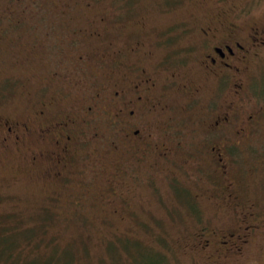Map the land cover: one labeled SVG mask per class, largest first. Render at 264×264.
Masks as SVG:
<instances>
[{"label":"flooded vegetation","instance_id":"af4514ba","mask_svg":"<svg viewBox=\"0 0 264 264\" xmlns=\"http://www.w3.org/2000/svg\"><path fill=\"white\" fill-rule=\"evenodd\" d=\"M237 15L231 6L209 14L191 27L185 50L159 58L118 33L117 42L89 45L102 40L104 17L67 23L71 35L51 46L82 48L48 75L65 87L39 99L27 119L1 107L0 150L22 154L32 143L27 155L44 165V178L71 180L75 169L99 180L93 201L101 208L93 211L113 216L136 215L158 182L178 183L186 211L199 218L192 249L206 264H235L264 237V202H243L236 188L241 153L264 163V99L255 93L264 88V17ZM73 92L77 98L64 103ZM174 96L183 97L180 113Z\"/></svg>","mask_w":264,"mask_h":264},{"label":"rangeland","instance_id":"374dc122","mask_svg":"<svg viewBox=\"0 0 264 264\" xmlns=\"http://www.w3.org/2000/svg\"><path fill=\"white\" fill-rule=\"evenodd\" d=\"M229 6L237 19L264 17V0H0V108L27 119L39 99L65 87L61 81L49 84L48 75L82 48L83 42L65 44L60 52L51 46L56 37L71 35L67 23L82 26L104 17L98 26L102 40L89 45L117 42L118 33L125 45L139 41L159 58L185 50L194 35L191 27ZM18 19L19 24L9 25ZM37 41L45 45L31 46ZM182 69L193 71L192 66ZM255 93L264 99L263 87ZM76 98L73 92L64 103ZM174 102L180 113L183 97L174 96ZM255 141L259 148L261 137ZM33 147L26 144L22 154L0 150V264H206L191 247L199 218L186 211L180 184L173 189L158 182L159 189L143 196L136 215L93 211L101 208L93 201L99 180L75 169L71 180L44 178V165L33 164L27 155ZM241 155L236 188L243 202L263 203L264 163ZM238 258L235 264H264V237L254 238Z\"/></svg>","mask_w":264,"mask_h":264},{"label":"trees","instance_id":"16d2710c","mask_svg":"<svg viewBox=\"0 0 264 264\" xmlns=\"http://www.w3.org/2000/svg\"><path fill=\"white\" fill-rule=\"evenodd\" d=\"M9 24H12V23H9Z\"/></svg>","mask_w":264,"mask_h":264},{"label":"bare ground","instance_id":"6f19581e","mask_svg":"<svg viewBox=\"0 0 264 264\" xmlns=\"http://www.w3.org/2000/svg\"><path fill=\"white\" fill-rule=\"evenodd\" d=\"M175 6V5H174ZM167 7V6H166Z\"/></svg>","mask_w":264,"mask_h":264}]
</instances>
